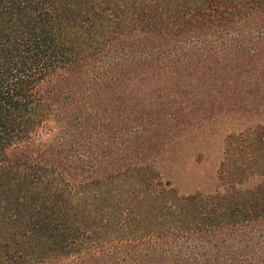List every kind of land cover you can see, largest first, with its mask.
Instances as JSON below:
<instances>
[{
	"label": "trees",
	"instance_id": "1",
	"mask_svg": "<svg viewBox=\"0 0 264 264\" xmlns=\"http://www.w3.org/2000/svg\"><path fill=\"white\" fill-rule=\"evenodd\" d=\"M0 264H264V0H0Z\"/></svg>",
	"mask_w": 264,
	"mask_h": 264
},
{
	"label": "rangeland",
	"instance_id": "2",
	"mask_svg": "<svg viewBox=\"0 0 264 264\" xmlns=\"http://www.w3.org/2000/svg\"><path fill=\"white\" fill-rule=\"evenodd\" d=\"M209 134L212 133L208 132L205 136L196 138L195 142L188 144V149L176 158L179 159V174L184 183L193 185V181L198 182L201 184L202 190L214 189L216 185L224 183L218 168L223 160L224 144L222 140L225 130H219L216 138L208 136ZM212 138L215 140H210ZM243 176L244 173L236 175L237 179H242Z\"/></svg>",
	"mask_w": 264,
	"mask_h": 264
}]
</instances>
